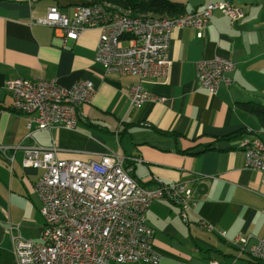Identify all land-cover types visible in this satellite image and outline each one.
Here are the masks:
<instances>
[{
  "label": "crops",
  "instance_id": "0c3cea01",
  "mask_svg": "<svg viewBox=\"0 0 264 264\" xmlns=\"http://www.w3.org/2000/svg\"><path fill=\"white\" fill-rule=\"evenodd\" d=\"M84 1L0 0V261L16 264L12 238L18 234L37 241L42 227L40 201L32 188L41 170L21 165V147L35 143L54 144L57 158L121 154L132 159L131 176L147 188L155 186V178L190 187L194 206L186 211L187 223L167 199H153L145 210L151 248L159 254L156 264H263L249 255L248 247L264 233V172L243 167L238 145L254 135L264 144V129L238 103L264 104V0H171L182 4V12L227 1L243 14L230 22L213 9L199 37L189 26L173 29L166 77L141 82L160 100L135 107L127 99L135 76L106 73L94 62L95 28L56 40L51 27L30 23L48 6L70 15ZM215 55L229 59L232 68L226 73L229 83L209 95L196 82L194 64ZM15 77L63 87L89 80L94 92L76 108L73 128L34 130L25 137L24 119L10 109L4 87ZM198 219L222 230L224 237L201 227ZM8 224L16 228L8 231ZM235 236L246 237L244 250L228 242Z\"/></svg>",
  "mask_w": 264,
  "mask_h": 264
},
{
  "label": "built area",
  "instance_id": "2783aa9c",
  "mask_svg": "<svg viewBox=\"0 0 264 264\" xmlns=\"http://www.w3.org/2000/svg\"><path fill=\"white\" fill-rule=\"evenodd\" d=\"M217 9L232 22L242 12L227 1L207 2L199 10L170 17L133 12L109 2L81 3L70 15L48 6L42 17L30 23L51 27L54 39L76 37L85 28L98 32L93 60L104 72L134 75L127 89L130 106L160 99L146 91L144 79L164 78L169 69L167 44L173 29L189 26L200 36V29ZM232 68L221 56L198 59L194 76L209 95L220 84L227 85L226 73ZM11 97L10 109L24 119L25 137L34 130L50 131L57 126L71 129L76 108L90 101L94 88L89 80H78L68 87L41 78L15 77L4 82ZM243 167L264 172V144L254 135L241 139ZM23 167L39 168L32 185L40 201L42 227L38 240L15 235L12 252L16 264H108L109 261L156 264L159 254L151 248L152 229L145 223V210L153 199L163 198L178 207V216L187 223L186 211L194 201L191 189L181 182L164 183L154 179L147 188L131 176V161L112 152L101 153L97 160L57 158V147L22 146ZM11 161V157H6ZM136 160V159H134ZM138 160V159H137ZM207 231L224 237L210 222L198 219ZM16 228L7 225L8 231ZM228 242L244 250L246 237L235 236ZM249 255L264 264V233L248 247ZM208 264H217L209 260Z\"/></svg>",
  "mask_w": 264,
  "mask_h": 264
},
{
  "label": "trees",
  "instance_id": "16d2710c",
  "mask_svg": "<svg viewBox=\"0 0 264 264\" xmlns=\"http://www.w3.org/2000/svg\"><path fill=\"white\" fill-rule=\"evenodd\" d=\"M109 2L111 4L129 8L133 12H147L152 16L170 17L183 13L182 4L171 0H85L83 3ZM240 107L248 109L264 129V104L240 102ZM240 133V132H239Z\"/></svg>",
  "mask_w": 264,
  "mask_h": 264
},
{
  "label": "rangeland",
  "instance_id": "374dc122",
  "mask_svg": "<svg viewBox=\"0 0 264 264\" xmlns=\"http://www.w3.org/2000/svg\"><path fill=\"white\" fill-rule=\"evenodd\" d=\"M6 262L5 261H0V264H5Z\"/></svg>",
  "mask_w": 264,
  "mask_h": 264
}]
</instances>
